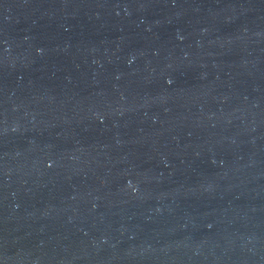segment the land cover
I'll list each match as a JSON object with an SVG mask.
<instances>
[{
  "label": "water",
  "instance_id": "1",
  "mask_svg": "<svg viewBox=\"0 0 264 264\" xmlns=\"http://www.w3.org/2000/svg\"><path fill=\"white\" fill-rule=\"evenodd\" d=\"M0 264H264V0H0Z\"/></svg>",
  "mask_w": 264,
  "mask_h": 264
}]
</instances>
